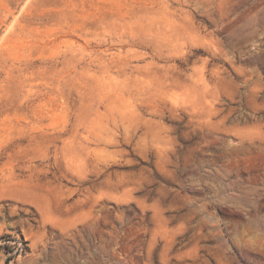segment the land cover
Here are the masks:
<instances>
[{"label": "rangeland", "instance_id": "1", "mask_svg": "<svg viewBox=\"0 0 264 264\" xmlns=\"http://www.w3.org/2000/svg\"><path fill=\"white\" fill-rule=\"evenodd\" d=\"M0 264H264V0H0Z\"/></svg>", "mask_w": 264, "mask_h": 264}]
</instances>
